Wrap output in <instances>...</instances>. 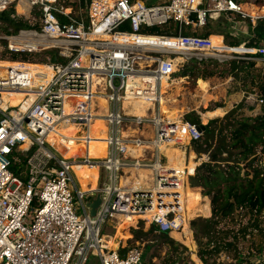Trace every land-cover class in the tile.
<instances>
[{
  "label": "built area",
  "instance_id": "2783aa9c",
  "mask_svg": "<svg viewBox=\"0 0 264 264\" xmlns=\"http://www.w3.org/2000/svg\"><path fill=\"white\" fill-rule=\"evenodd\" d=\"M22 2L35 16L30 28L0 39L9 54L46 55L43 62L0 61L15 65L0 68V264H84L88 256L99 264H144L139 247L117 242L111 248L112 237L103 235L104 227L116 232L123 219L138 218L136 224L145 222L177 242L171 234L184 230L187 190H192L189 179L198 162L209 159L205 156L189 172L169 164L160 150L173 143V148L187 152L180 144L178 126L162 114V80L173 77L190 60L188 55L197 62L234 55L264 71V45L248 48L243 43L238 46L244 47L241 53L221 52L210 46L209 37L183 35V27L202 28L208 19L226 13L253 25L255 19L232 0H162L156 5L142 0H68L66 5L63 0H0V12ZM170 23L178 26L175 36L148 33ZM32 64L42 65L48 76ZM241 93L239 101L258 108L250 118L261 115L264 96L256 90ZM11 94L22 95L16 106L3 99ZM98 98L106 101L103 117H96ZM134 102L150 104L151 140L124 136L127 118L134 130L147 120L126 114L124 103ZM247 110L245 106L241 111ZM202 115L196 116L198 124L179 120L184 140L202 139L199 128L206 127ZM99 118L107 127L105 158H64V150L56 145L77 143L79 133L67 136L60 130L72 126L87 142L89 128ZM147 149H152L149 159L144 157ZM251 159V167L248 161L240 164L241 175L251 178L257 167L264 178V134ZM23 160L24 171L14 175L10 165ZM71 160L95 163L104 171L105 183L93 194L74 189L82 216L76 214L71 192L75 186ZM138 169L149 170V185L128 179ZM95 194L101 202L90 217L88 198Z\"/></svg>",
  "mask_w": 264,
  "mask_h": 264
},
{
  "label": "rangeland",
  "instance_id": "374dc122",
  "mask_svg": "<svg viewBox=\"0 0 264 264\" xmlns=\"http://www.w3.org/2000/svg\"><path fill=\"white\" fill-rule=\"evenodd\" d=\"M63 1H65V3H63L64 5L68 3V0H63ZM142 1H144L146 5H156L157 3H160L162 0H142ZM238 2H239V5H242V4L249 5L252 7V9L253 7H255L253 9V11L255 12L261 11V8L264 7V0H238ZM19 4L11 5L14 10V17L23 18L25 21L29 22L30 24L35 17L33 15V12H29L24 2L19 3ZM84 7L85 5L84 3H82V8L84 9ZM260 15L264 17V13H260ZM215 19L216 17L213 16V18H211L210 20L209 19L207 20L206 25L204 27L202 28L193 27V28H196L200 34H205L208 31H214L212 27L213 25L210 27L209 22L211 21L213 22ZM237 20L238 19L234 21L232 20V22H236ZM231 25L233 24L231 23L230 27ZM250 28L251 27L247 26V23H246L242 29H237L239 33L236 39L241 44L244 42L245 43L251 42L250 37L248 36V33L251 30ZM216 32L227 36L226 39L228 41H232L233 39L231 36L228 35L229 30H227V28H225L223 25H218L216 28ZM2 36L4 35L0 31V37ZM248 43H247V46H248ZM4 50H5V43L2 39H0V61H7L6 58L5 59L2 58V52ZM44 55L46 54L45 53L37 54L34 57L33 61L31 62L45 61ZM187 57L190 60H193L195 58L194 56H190V55H188ZM190 60H188L187 63H189ZM233 62H236L235 63V67H237L236 70H232ZM247 62H248L247 60L236 59L234 55H229V54L226 55V58L219 57V56L214 57V58H207L204 60L203 65H201L200 63L192 65L193 77H190L189 79L187 78L184 79L183 80L184 82L180 85V88H179L180 91L178 93L182 94V97L181 96L177 97L178 93H176L174 90L173 92H171L172 90L171 91L169 90V88L172 85H169V87L165 90V101L169 102L170 99L177 98L176 102L172 104L173 110H175L178 106L179 107L178 109H180L182 112L180 118H177L175 120H170L176 123V125L178 126L177 134L180 139L184 137H183V126L181 127L179 126V123H180L179 119L182 122H184L183 116L185 114H186V118L188 119V118L199 116V113H202L203 114L202 125L207 126L209 123L212 122L210 127L212 129H216V131H214L213 134L210 133L208 135L209 139L206 143L205 141L207 139V136H202V139L197 144L190 143L188 141L181 142V143H186L185 145L182 146V148L183 149L186 148L187 151H189V159L187 163V166L189 167V172L191 171V168L194 165V163L196 164V162L201 161L203 158L206 159L205 156L211 157L215 155L216 148L222 145L224 146L225 144L223 135L217 132V130L225 129L226 127H228V124L230 123L229 121L225 120L226 119L225 116L227 113H225L222 116V114L219 113L221 110L217 111L218 108L226 107L229 104V107L227 108L226 112L232 113L231 115L232 116L234 115L236 117H238V115L251 117V114H250L251 111L254 114L258 111V108L255 105L253 106H251L250 104L246 105L244 103V100L239 101L241 100L242 96L239 95L240 97L239 96L238 98L236 97V93L238 92L237 91L238 89L247 91L248 93L251 92L252 90H256V92L260 94L258 90V86L256 84H253V85L250 84L251 83L250 79L245 77V71H246L245 66L247 65ZM183 66L179 69L177 73L178 76L181 74V71L183 70ZM207 72H212L213 76H207L206 75L208 74ZM199 78H204L206 80V83ZM163 86L165 87L166 83H164ZM200 88L204 90H201ZM225 93H226V98H223ZM95 105H96V107L94 106L95 110L99 112L97 113V116L103 117V114L105 113L106 108L103 106L102 102L99 104L97 100L95 101ZM230 105H233V108L235 109L231 108ZM245 106L249 110V112L247 113L241 111L243 107ZM205 112H208V114L214 113L216 117H211L212 119L205 120L206 119L204 116ZM188 114H192V115L187 117ZM96 121H98V119H96ZM187 121H189V119ZM131 123H132L131 118H127L125 120V124L123 125V128H122L124 136L129 135L128 137H131V134H132V137L133 136L140 137L144 139L145 141L151 140V138H153V130H152L151 122H150V113L147 116V120L143 122V125H141L138 128V130H134ZM143 129L145 132L143 131ZM91 130L93 131L92 132L93 136L95 138L97 137L96 139H98L99 141L97 140L93 142L91 141L85 142V140L82 139V135H80V132L72 128V126L68 127L67 130H64L61 132L62 134H66L67 136H73L76 133H79L78 140H79L80 146L78 147L79 148L78 152H77V148L75 149L78 154L74 158L86 157L88 159H100L101 155L103 154V151L102 152L100 151L106 145L107 128L106 129L102 128V126L100 125V122H96L92 126ZM73 145L76 147V145H78V142L75 144L73 143ZM86 145L87 146L89 145V147L88 148L85 147ZM164 145L165 144L162 145L163 148H164ZM162 146H160V148ZM139 150L141 152L142 149H139ZM173 151L180 152V149L174 148ZM67 152H71V151L67 150ZM151 152H152V149H147L144 157L149 159L151 157ZM138 154L139 153H136V155ZM173 160H174V154H171L169 157V162H172ZM222 160L223 159L221 156H217V159H216L217 163L223 164L224 161ZM72 164H73V167L78 164L82 168L88 165V163H79L74 160H72ZM182 165L183 164L180 162V166ZM94 166H95V163H93V167ZM198 166H200L199 162L196 165V167ZM91 169L87 170L89 175L92 172ZM22 171H24V168L22 169ZM98 173L100 175V179H98L97 188H96V184L92 182L93 183L91 187L92 191L101 188L102 185L105 183V180L101 179L102 177H104V171L100 169ZM137 173L138 175H140L138 171ZM241 174L242 173H240V175ZM149 179H150L149 174H146L134 180V182L136 184H141V182L144 183L145 181H148ZM74 184H75L74 188L71 189L74 207L76 210V214L78 216H82L83 215L82 209L80 208V204L76 198L75 190H74L75 188L80 190L76 177L74 179ZM80 191L83 193L87 192L85 191L84 188L83 189L81 188ZM207 200L209 201L208 197L207 198L200 197L199 195L190 193V201H189L190 203H187L186 211H190L191 213L189 217H191L192 219L189 221V223L191 221L192 222L195 221L194 222L195 226L193 225L190 226L189 224V227L187 225L184 228L182 234L179 233V234L172 236L173 239H175L179 243L174 242L168 235L157 234L156 232H154L153 227L147 226L146 223L142 221H138V223L135 226L133 225V227H128V231L126 233L127 236L124 241H120V238H121L122 231L126 228L124 229L121 228L119 232L115 233V231L112 228L105 226L102 232L104 236L118 238V242L121 243V247H139L143 254L144 264H197V261L199 262V264H202L198 256L200 242L201 244L211 246V241H213L214 237H216V232L219 233V235L221 234L220 237L224 235V233L227 231H229V233L232 234L234 232H237V230L241 226L246 225V222L249 219L248 215L243 216V214L240 212H234L233 215L230 216L228 219L221 221L216 226V228L214 226H210V229L208 230L209 234L208 236L207 235L205 236V234H202L201 228L204 225L208 224V220H210L211 218L210 206L208 205ZM227 240L230 241V238H227ZM263 244H264V241L262 240V238H259L257 234L254 235L253 237L251 236L247 237L246 241L241 240V238L239 237V240L236 243V248L239 250L241 258H243V260L247 259V261H244L243 264H258L259 257L257 256V250ZM116 245H117V241H116ZM251 247L252 248L254 247V248L251 249ZM251 250L254 253H252L253 255L248 257V253L252 252ZM84 264H99V262L96 258L92 256H88L86 263ZM205 264H235V261L231 259V255L228 256L227 254L222 252L218 256H213V255L207 256Z\"/></svg>",
  "mask_w": 264,
  "mask_h": 264
},
{
  "label": "trees",
  "instance_id": "16d2710c",
  "mask_svg": "<svg viewBox=\"0 0 264 264\" xmlns=\"http://www.w3.org/2000/svg\"><path fill=\"white\" fill-rule=\"evenodd\" d=\"M235 3L239 4L238 0H232ZM242 10L246 14L254 13L256 16L260 13H264V7L261 8V11L255 12L253 9L255 7L249 5H240ZM86 7H84L85 9ZM259 13V14H257ZM14 16V10L11 6L9 9L0 12V31L3 35L16 34L21 30H26L30 28L29 22L25 21L23 18H16ZM194 19V16L193 18ZM247 22V21H246ZM206 25V24H205ZM210 27L212 26V22H209ZM250 25V24H249ZM218 24L216 27L212 26L214 31H208L204 35H198L197 33L190 34L189 29L190 26L183 27V35H194L199 37H209L210 35H214L210 37V41L213 46H217L216 49L223 50L228 49L229 51L242 52L244 47H238L241 43L233 38L232 41H228L224 34L216 32ZM177 25L170 23L166 26L157 29H150L148 33L157 34V35H177ZM250 27V26H249ZM223 37L222 39L217 37ZM248 43V48H254L256 46L264 45V18L258 19L256 21V25L252 28L251 38ZM227 46V47H223ZM232 47V48H230ZM236 47V48H235ZM36 55H21V54H9L6 50L2 52V58L8 59L10 61H33ZM200 63L203 65L204 60L200 62H196L194 59L190 60L189 63L183 66V70L181 74L178 76L174 75V78H171L172 86L169 88L171 92L173 90L178 93L180 91V85L184 82V79H189L193 77V67L192 65ZM235 63H232V70H236ZM253 62H247L245 66V77L250 79V84H256L258 86L259 92L262 96H264V71H259L254 68ZM251 71V72H250ZM243 72V70H242ZM205 73V71H204ZM207 76H213L212 72H207ZM237 77V76H235ZM206 83L204 78H199ZM182 94L178 93L177 97ZM239 95H236L238 98ZM226 98V93L223 96ZM177 98L170 99L169 102L164 101L161 109L165 111L163 113L166 118L169 120H175L180 118L182 112L179 107L173 110L172 104L176 102ZM184 101V100H183ZM229 104L225 108H218L217 111L223 110L226 112ZM167 112V113H166ZM170 112V113H168ZM209 112V111H208ZM205 112V114H208ZM261 115H258L254 118H250L243 115L232 116V113L226 114V121H229L228 127L222 130H217L224 137V146H219L216 148V154L208 157V162L202 163L200 166L196 167L194 175L189 179V184L192 190H189L190 193H194L199 195L200 197L209 198L208 205L210 206L211 218L208 220V224L204 225L201 228L202 234L208 236V230L210 226H216L223 220L228 219L233 215L234 212H240L243 216L248 215L249 219L246 222V225L241 226L237 232L232 234L229 231L225 232L224 235L220 237L219 233L216 232V237H214L213 241H211V246L205 244H199L198 256L202 264L206 263L207 256H218L220 253L224 252L228 256L231 255V259L235 261V264H243L244 261L240 256L239 250L236 248V243L239 240L246 241V238L254 235H258L259 238H262L264 241V178L260 177V170L256 167L252 172L251 178L246 175H240V164L247 162V166L251 167L254 160L251 157L254 155L255 148L262 141V137L264 134V106L261 110ZM204 114V115H205ZM192 114H188L190 116ZM211 117H216L214 113H211ZM206 118L205 120H209L212 118ZM189 119V121H187ZM186 118V115L183 116V120L189 123L198 124L199 121L197 117ZM180 124V123H179ZM212 122L209 123L203 132V136H207L205 143L208 141V135L210 133H214L216 129H212ZM225 132V133H224ZM181 142L187 141L184 138L180 139ZM79 142V140H78ZM197 144V143H196ZM64 148L63 157L64 158H72L73 153L65 151L67 147H74L71 142H65L62 145ZM89 147V145H88ZM78 154V153H77ZM217 156L222 157L223 164H219L216 162ZM176 160L169 162L172 166L176 163ZM188 163V162H187ZM194 163V162H193ZM24 160L17 164H11L9 170L16 176L23 169ZM221 166V167H219ZM93 167V164H88L85 166L86 170H90ZM72 168H82L78 164ZM74 175L77 179V182H82V178L79 176V173L73 169ZM133 180H136L137 177H133ZM141 176L138 175V178ZM124 178H121L120 183L124 184ZM92 190V189H90ZM207 196V197H206ZM36 203L33 202L32 207H35ZM199 216V215H198ZM195 221L190 222V226H195ZM134 223L132 224V226ZM213 227V228H214ZM128 228L124 229L121 234L120 241H124L126 239V233ZM179 233H172L171 236ZM166 235V234H163ZM230 238V241L227 240ZM251 240V238H250ZM118 242V240H116ZM210 243V242H208ZM203 245V246H202ZM256 247V246H255ZM254 248V247H253ZM251 247V249H253ZM252 251V250H251ZM232 252V253H231ZM253 251L248 253V257L253 255ZM258 264H264V244L260 246L257 250ZM197 264L199 262L197 261Z\"/></svg>",
  "mask_w": 264,
  "mask_h": 264
},
{
  "label": "bare ground",
  "instance_id": "6f19581e",
  "mask_svg": "<svg viewBox=\"0 0 264 264\" xmlns=\"http://www.w3.org/2000/svg\"><path fill=\"white\" fill-rule=\"evenodd\" d=\"M239 9H240V11L241 12H243V13H245L243 10H242V8H241V6L239 7ZM246 14V13H245ZM248 16H256L253 12L252 13H250V14H247ZM209 44H210V46H213L212 45V43H211V41H209ZM214 48H216L217 46H213ZM230 48H232V47H230ZM236 48V47H235ZM233 49V48H232ZM225 52H227V53H231V52H236V51H225ZM237 53H239V52H237ZM241 53V52H240ZM6 66H15L14 64H11V63H8V62H0V68H4V67H6ZM30 67L31 68H37V69H42L41 70V72L43 73V74H46L47 76H48V71L46 70V69H44L43 68V66L42 65H40V64H32V65H30ZM171 78L172 77H167V78H165V79H163L162 80V82H161V85H160V91H161V95H162V100H161V102H160V104H161V106H162V104H163V102L165 101V90L169 87V85H172V82H171ZM164 83H166V86L164 87L163 85H164ZM240 97V96H239ZM3 99H4V101L5 102H9V104H10V106H16L20 101H21V99H22V95L21 94H11L9 97H6V95H3ZM102 102V104H103V106L106 108V101L103 99V98H98V103L100 104ZM123 108H124V110H125V112H126V114L128 115V116H133V117H138V118H143V117H146V116H148L147 115V110H149V108H150V104H142V103H137V102H134V103H130V104H127V103H124V105H123ZM162 110V109H161ZM163 113H165V112H163L162 111V114ZM220 114H222L223 115V112L222 111H220L219 112ZM226 113V112H225ZM205 116V118H210L211 117V113H209V114H205L204 115ZM202 118H203V115H202ZM180 120V119H179ZM96 122H101V126H102V128H107L106 127V124H105V122H104V120L103 119H98V121H94L92 124H91V126H90V128H89V133H88V138H89V140L88 141H91V142H93V141H97L98 139H96L94 136H93V131L91 130V128H92V126L96 123ZM148 126V125H147ZM179 126L181 127L182 125L181 124H179ZM149 127V126H148ZM145 128V127H144ZM68 129V128H67ZM66 129V130H67ZM151 130V129H150ZM62 131H64V129L63 130H60V132H62ZM143 131H144V129H143ZM132 132H134V131H132ZM136 132V131H135ZM145 132V131H144ZM128 133V132H127ZM77 134V133H76ZM126 135V134H125ZM83 136V135H82ZM106 136H107V133H106ZM129 136V135H128ZM131 136H132V134H131ZM150 136H151V134H150ZM144 138V137H143ZM83 139V138H82ZM106 139H107V137H106ZM99 141V140H98ZM105 141V140H104ZM85 143V142H84ZM57 144H58V142H57ZM71 144H73V142L71 143ZM173 143H169V145L168 146H166V145H164V148H163V146L160 148V150L161 151H163L164 153H165V155H167L168 157H170V155L171 154H174V160H176V164L174 165V167H179L180 166V162L183 164L182 166L183 167H185L188 171H189V167L187 166V162H188V159H189V151H187V152H184V151H182V150H180V152L179 151H173L174 150V148L172 147V146H170V145H172ZM186 143H181V145H185ZM80 146V143L78 142V145H76V147L74 146V147H67V149L69 150V151H71L72 153H73V158L77 155V152H78V147ZM56 148H57V150H60V151H63L64 150V148H63V146L62 145H56ZM77 148V152H76V149ZM141 149V148H140ZM101 150V149H100ZM103 151V154L101 155V157H100V159H102V158H105V156H106V154H107V141H106V145L104 146V148L100 151V152H102ZM64 152V151H63ZM63 152H62V155H63ZM140 152V151H139ZM104 155V156H103ZM68 164L72 167V160L70 161V162H68ZM98 164H95V166L92 168V172L90 173V176H91V178H92V182L93 183H95L96 184V186H97V182H98ZM181 166V167H182ZM195 166V163H194V165L192 166V168H191V170L193 169V167ZM140 174H142V175H146V174H150V172H149V170H147V169H138L137 170ZM191 172V171H190ZM143 183V182H142ZM140 185V184H139ZM142 185H144V184H142ZM188 189V188H187ZM87 191V190H86ZM187 194H188V202L187 203H190L189 201H190V192L187 190ZM187 205V204H186ZM186 221H185V226H184V228L188 225V221H190L192 218L191 217H189L190 216V211H187L186 213ZM137 219L138 218H131V219H129V218H126V219H123L122 220V222L121 223H119L118 224V226H117V228H116V232L115 233H117V232H119L120 231V229L122 228V229H124V228H128V227H133L132 226V224L134 223V226L136 225V222H137ZM116 240H118V238H116V237H112V239L110 240V247L111 248H114L115 246H116Z\"/></svg>",
  "mask_w": 264,
  "mask_h": 264
},
{
  "label": "crops",
  "instance_id": "0c3cea01",
  "mask_svg": "<svg viewBox=\"0 0 264 264\" xmlns=\"http://www.w3.org/2000/svg\"><path fill=\"white\" fill-rule=\"evenodd\" d=\"M214 17H216V19L212 22V25L214 26V27H216V25L218 24V25H223L225 28H227V30H229V32H228V35L229 36H231V37H233V38H236V37H238L237 35H238V33H239V31L237 30V29H242L243 27H244V25L247 23V26H250L251 28V30H250V32L248 33V36L251 38V32H252V27L255 25V20H256V18H261V17H263V16H261L260 14L259 15H257V16H255V17H252L253 19H255L254 20V25H253V23H250V21L249 20H242L241 19V17L240 16H238V15H234V14H230V13H226V14H220V15H217V16H214ZM236 19H238L236 22H232V20L234 21V20H236ZM247 21V22H246ZM246 22V23H245ZM233 24V25H231V27H230V24ZM234 23H235V25H234ZM249 23H250V25H249ZM251 25H253V26H251ZM246 27V26H245ZM241 31V30H240ZM189 32H190V34H193V33H197L198 35H204V34H200L199 32H198V30L196 29V28H193V27H190V29H189ZM211 36H214V35H210L209 36V38L211 37ZM217 37H219V38H221L222 39V44H224L223 43V37H221V36H217ZM245 43V42H244ZM248 43V42H247ZM247 43H245L246 45H247ZM243 44V43H242ZM223 47H227V46H223ZM219 51H221V52H225V51H229L228 49H223V50H219ZM184 64H186V63H184ZM183 64V65H184ZM178 72H176L174 75H176ZM174 75H173V77L172 78H174ZM175 79V78H174ZM204 85H205V83H204ZM201 90H204L205 89V87H204V89H202V88H200ZM238 92L236 93V95H240V96H242L241 94V92L243 91V90H241V89H238L237 90ZM231 107L233 106V105H230ZM200 108V107H199ZM204 108V107H203ZM222 108V107H221ZM223 108H225V107H223ZM253 110V109H252ZM222 112H223V115L225 114V111H223V110H221ZM247 112H249V110H247ZM186 115V114H185ZM222 115V116H223ZM96 117H98L97 115H96ZM100 125H101V122H100ZM85 147H87L88 148V146L86 145ZM148 159V158H147ZM72 167H73V164H72ZM72 169H74V170H76L78 173H79V176L82 178V182H80V183H78L79 184V189L81 190V188L83 189H85V191L87 190V191H90V189H92L91 187H92V185H93V183H92V178H91V176L89 175V173L87 172V170H86V168L85 167H83V168H78V169H76V168H72ZM92 170V169H91ZM132 175H134L133 177H137V179H138V173H137V171H134V172H132L131 173V175L129 176V180H131V179H133L132 178ZM140 176H144V175H142V174H140ZM149 176H150V174H149ZM89 183H90V185H89ZM145 183V185H149V184H147L148 183V181L146 182H144ZM96 188H97V186H96ZM95 188V189H96ZM120 246H121V243H120Z\"/></svg>",
  "mask_w": 264,
  "mask_h": 264
},
{
  "label": "water",
  "instance_id": "95a60500",
  "mask_svg": "<svg viewBox=\"0 0 264 264\" xmlns=\"http://www.w3.org/2000/svg\"><path fill=\"white\" fill-rule=\"evenodd\" d=\"M55 61H56V56H55V55H52V56H51V59H50V63H51V64H54ZM199 130H200L201 132H204V127L201 126V127L199 128ZM94 192H96V190H95V191H90V192H88V193L93 194ZM100 202H101L100 196H99V194H96V195H95V198L92 199V200L90 201V203L88 204V208H89V216H90V217H93V216L95 215L96 210H97V209L99 208V206H100Z\"/></svg>",
  "mask_w": 264,
  "mask_h": 264
},
{
  "label": "flooded vegetation",
  "instance_id": "af4514ba",
  "mask_svg": "<svg viewBox=\"0 0 264 264\" xmlns=\"http://www.w3.org/2000/svg\"><path fill=\"white\" fill-rule=\"evenodd\" d=\"M95 195H96V194H95ZM95 195H92L93 198H90V197H89V198H88V201H91L92 199H94V198H95Z\"/></svg>",
  "mask_w": 264,
  "mask_h": 264
}]
</instances>
